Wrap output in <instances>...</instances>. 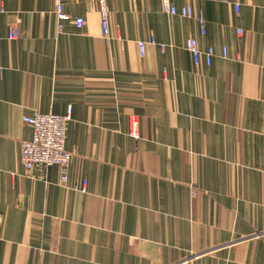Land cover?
Here are the masks:
<instances>
[{"label": "crops", "instance_id": "1", "mask_svg": "<svg viewBox=\"0 0 264 264\" xmlns=\"http://www.w3.org/2000/svg\"><path fill=\"white\" fill-rule=\"evenodd\" d=\"M55 1L0 0V264H264V0H106V36ZM36 112L70 114L65 184L20 161Z\"/></svg>", "mask_w": 264, "mask_h": 264}, {"label": "built area", "instance_id": "2", "mask_svg": "<svg viewBox=\"0 0 264 264\" xmlns=\"http://www.w3.org/2000/svg\"><path fill=\"white\" fill-rule=\"evenodd\" d=\"M96 7L100 14V24L102 34L104 36L109 34V11L106 6V0H95ZM236 12L240 9V0L233 2ZM162 10L170 15L192 16L193 8L190 4L177 7L171 0H161ZM55 9L58 18L61 22L58 25L59 31L62 30V21L67 19L68 16L62 11L61 0L55 1ZM201 24V33H204V19L202 14L199 15ZM74 23L77 27H81L84 24L82 16H77L74 19ZM241 30L238 29V32ZM19 29L15 25L8 26V39H14L18 36ZM151 43H155L154 38H150ZM145 40H139L138 46L140 53H144ZM164 49L165 44H160ZM185 48L190 52L192 61L194 64L199 65L201 63L209 65L212 62V57L215 55V51L212 47L207 49L200 48L197 40L190 37L186 40ZM222 56H227V49L223 47ZM24 121L32 127V136L30 139L24 140L20 143L19 158L26 170L41 166L57 165L60 169V182L65 184L67 181L68 165L70 161V152L65 148V131L66 123L70 119V114H56L53 112H36L32 115L24 116ZM82 190L86 188L83 184Z\"/></svg>", "mask_w": 264, "mask_h": 264}, {"label": "rangeland", "instance_id": "3", "mask_svg": "<svg viewBox=\"0 0 264 264\" xmlns=\"http://www.w3.org/2000/svg\"><path fill=\"white\" fill-rule=\"evenodd\" d=\"M136 131V130H135Z\"/></svg>", "mask_w": 264, "mask_h": 264}]
</instances>
